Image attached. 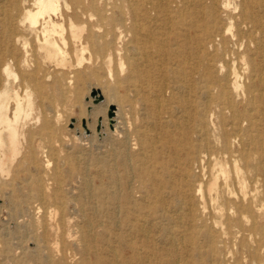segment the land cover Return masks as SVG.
<instances>
[{"label": "bare ground", "instance_id": "bare-ground-1", "mask_svg": "<svg viewBox=\"0 0 264 264\" xmlns=\"http://www.w3.org/2000/svg\"><path fill=\"white\" fill-rule=\"evenodd\" d=\"M61 1L69 9L66 0H10L16 25L0 28V176H12L4 193L14 220L0 235V264H219L228 238L242 260L264 264V1L242 0L239 12L233 0L176 5L183 22L159 45L165 61L129 59L139 122L125 120L124 102H110L116 123L99 152L64 150L56 136L50 113L65 104L66 80L53 81V100L33 99L40 67L31 41L45 61L65 63L66 41L55 37ZM67 17L80 65L87 41ZM103 51L122 71L121 48L105 42L95 52ZM33 111L40 124L30 127Z\"/></svg>", "mask_w": 264, "mask_h": 264}, {"label": "rangeland", "instance_id": "rangeland-1", "mask_svg": "<svg viewBox=\"0 0 264 264\" xmlns=\"http://www.w3.org/2000/svg\"><path fill=\"white\" fill-rule=\"evenodd\" d=\"M66 1L69 4V9L63 6L62 1L60 7L61 13H63L65 18L62 21V34L60 36L59 33L55 34L56 39L60 40L62 36L66 41L64 46L67 51L65 63L58 64L48 60L45 61L43 51L38 50L32 41L28 45L32 54L30 56L32 62L40 67L34 74L37 77V84L34 85L36 88L34 87L33 99L35 102L43 103L53 100L57 94L53 81L58 80V82H63L66 80L68 85L61 86L65 91L63 96L65 104L57 106L56 114L50 113V115L57 116L56 119L52 120V125L56 129V136L62 138L64 150L76 151L85 148L87 150L91 149L92 152H99V150L105 149L106 144L109 142V133L116 123L115 120H112L114 119V114L111 112L112 116L109 117L108 115L113 110V108L110 110V102L113 105H116L119 101L124 102L125 120L130 123L139 122L138 116L141 115V106L139 105L137 96L139 87L137 86V82H134L129 75L130 56L134 55L135 52H140L143 55L145 54V56L142 55V59L147 58L158 64H162L165 61L158 50L159 45L162 44L163 40L171 38L173 32L177 33L180 30L181 26L179 22H183V20L176 5L180 6L182 0ZM167 1H173L172 11L169 13L175 17L171 20L167 19L168 11L164 9V3ZM189 1L191 2L192 0ZM221 1L218 0V3ZM233 1L238 5L235 12H239L241 9L239 5L242 4V0ZM136 5H141L143 9L144 6H151L153 10L149 11L150 13L136 11ZM68 15L72 17V20L80 28L81 39L87 41L86 50L83 53L84 60L80 65L76 63L77 60L73 53L74 46L68 25ZM261 15H264V13H261ZM18 16L19 9L11 7L10 0H0V28L14 27L16 25L15 18ZM11 18L12 22L10 21ZM53 19L61 22L60 18L55 16H53ZM239 20V18H234V23H237ZM243 28L245 32H248L252 27L248 23ZM18 29L22 33V26H19ZM233 31L238 33L237 25L233 26ZM242 33L244 32H239L241 36L243 35ZM105 42L110 43L114 48H121L122 58L125 63L122 71L120 70L119 59L115 55L109 58L106 57L105 51L100 55L95 52L98 49V45ZM135 45H138V47L139 45L141 47L143 45V49L140 47V49L136 50ZM15 71L17 75L21 76L22 71L20 72L18 69ZM44 75L47 76L44 78ZM168 81L164 79L161 82L163 86L167 84V87H169L171 83ZM169 96V89H165L164 98ZM109 97L111 98L109 99ZM213 111L215 112V110ZM31 117L32 119H29L28 122L30 125L28 124L27 126H39L40 120H37L36 111L32 112ZM78 137H82L83 140L79 142L77 140ZM109 138L111 139V137ZM79 143L83 146H80ZM236 145L235 142L233 147H236ZM78 155L77 153L76 156ZM64 166L66 167V165ZM211 168L212 166L205 161L204 172L209 173ZM11 169H13L12 166ZM196 171L200 172L201 170L197 167ZM205 177L206 179L209 178V174L206 173ZM11 178V175L0 176V235L2 234L3 237L6 229L9 232L14 229V220L9 216V203L6 201L7 193H4L7 192L5 183L11 181ZM248 183L249 180H247V185ZM257 183L258 190H262L264 187L262 183L259 181ZM74 192L76 194L75 190ZM4 226L6 229H4ZM233 239L228 238L226 240L230 246V252L227 253V260L219 262V264H248L247 258H243L242 260L244 254H237L238 245L235 239ZM27 243L28 247H32L33 244L31 242ZM238 256L240 262H234Z\"/></svg>", "mask_w": 264, "mask_h": 264}, {"label": "water", "instance_id": "water-1", "mask_svg": "<svg viewBox=\"0 0 264 264\" xmlns=\"http://www.w3.org/2000/svg\"><path fill=\"white\" fill-rule=\"evenodd\" d=\"M113 108V106H110V110ZM109 117H111L112 116V113H111V111L109 112Z\"/></svg>", "mask_w": 264, "mask_h": 264}]
</instances>
